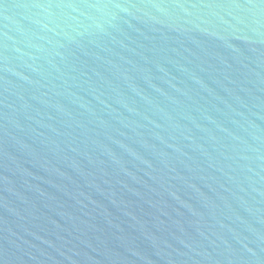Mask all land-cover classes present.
I'll list each match as a JSON object with an SVG mask.
<instances>
[{"label": "water", "instance_id": "95a60500", "mask_svg": "<svg viewBox=\"0 0 264 264\" xmlns=\"http://www.w3.org/2000/svg\"><path fill=\"white\" fill-rule=\"evenodd\" d=\"M0 264H264V0H0Z\"/></svg>", "mask_w": 264, "mask_h": 264}]
</instances>
